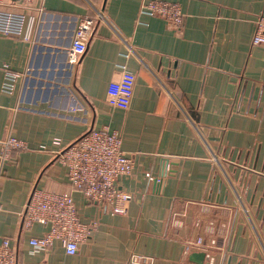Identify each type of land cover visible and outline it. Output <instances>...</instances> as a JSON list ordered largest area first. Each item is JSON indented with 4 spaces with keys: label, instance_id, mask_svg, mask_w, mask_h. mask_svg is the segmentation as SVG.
Masks as SVG:
<instances>
[{
    "label": "crops",
    "instance_id": "1",
    "mask_svg": "<svg viewBox=\"0 0 264 264\" xmlns=\"http://www.w3.org/2000/svg\"><path fill=\"white\" fill-rule=\"evenodd\" d=\"M151 1L180 5L183 26L143 13ZM0 12L25 19L23 35L0 34V140L25 145L0 160V237L17 264H264V46L252 43L264 0H3ZM122 66L136 76L128 110L106 100ZM102 129L134 165L115 182L125 211L73 192L89 238L75 255L60 241L36 250L49 226H24L32 192H70L58 153Z\"/></svg>",
    "mask_w": 264,
    "mask_h": 264
},
{
    "label": "built area",
    "instance_id": "2",
    "mask_svg": "<svg viewBox=\"0 0 264 264\" xmlns=\"http://www.w3.org/2000/svg\"><path fill=\"white\" fill-rule=\"evenodd\" d=\"M2 4L3 0H0V5ZM142 12L164 19L176 30L183 26L186 16L180 5L161 1L144 4ZM97 16V21L109 23L101 12ZM24 20L22 16L0 12V34L23 35ZM95 23L96 20L86 19L79 25L69 55L71 63H76L86 53L88 39L93 34ZM119 39L124 40L121 35ZM252 43L254 46H264V13L256 19V32ZM127 45L130 46L129 43ZM128 48L130 52L133 51L131 46ZM3 70L6 73L4 88L12 91L17 77ZM118 74L119 78L109 85L106 100L110 107L128 110L134 93L136 76L125 66L121 67ZM121 144L122 140L117 133H111L107 129L92 130L58 153L57 161L67 169L71 191L51 193L35 189L32 192L24 211V226L26 228L34 224L49 226L48 232L43 237L31 240V245L36 250L47 249L54 242L60 241L68 255H75L80 244L89 238L91 229L80 220L73 192L81 193L88 201L111 205L113 213L125 211L131 196L119 192L115 182L120 177H130L134 165L122 151ZM24 147V143L13 136L0 140V160L7 161L13 150ZM204 245L203 239H199L189 249H193L194 246L202 248ZM147 263L146 258L136 256L131 264ZM0 264H17L12 243L8 238L0 237Z\"/></svg>",
    "mask_w": 264,
    "mask_h": 264
},
{
    "label": "water",
    "instance_id": "3",
    "mask_svg": "<svg viewBox=\"0 0 264 264\" xmlns=\"http://www.w3.org/2000/svg\"><path fill=\"white\" fill-rule=\"evenodd\" d=\"M204 257H205V255L203 253L202 254H194L192 256V259L196 263H201L203 261Z\"/></svg>",
    "mask_w": 264,
    "mask_h": 264
}]
</instances>
